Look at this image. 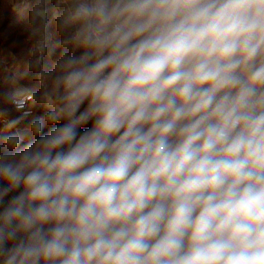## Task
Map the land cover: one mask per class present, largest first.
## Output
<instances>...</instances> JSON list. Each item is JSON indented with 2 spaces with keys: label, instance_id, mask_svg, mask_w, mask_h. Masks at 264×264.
I'll use <instances>...</instances> for the list:
<instances>
[{
  "label": "clouds",
  "instance_id": "9594fccd",
  "mask_svg": "<svg viewBox=\"0 0 264 264\" xmlns=\"http://www.w3.org/2000/svg\"><path fill=\"white\" fill-rule=\"evenodd\" d=\"M35 15L0 264H264V0H68L57 44Z\"/></svg>",
  "mask_w": 264,
  "mask_h": 264
},
{
  "label": "trees",
  "instance_id": "16d2710c",
  "mask_svg": "<svg viewBox=\"0 0 264 264\" xmlns=\"http://www.w3.org/2000/svg\"><path fill=\"white\" fill-rule=\"evenodd\" d=\"M53 5L54 3L52 4L50 2L46 7L48 10L49 17H50L51 8L54 7ZM37 7L38 6L32 0L29 8L25 9L24 10L25 12L21 16L15 15L13 16V18L7 19L11 24L9 26V30L13 31L17 29L19 32H21L24 27H27L29 31L25 32L24 34H20L19 36H17L16 38H13L10 41H4L3 38H0V44L8 45L9 43H11L13 45V48L11 49L12 53L14 54L16 53L18 54V56L20 55V53H23L19 56L20 59L18 58V61L20 63V74L17 79L19 80V82L25 83L29 86H36V87H38V85L35 84L36 83V68L32 66L35 62V59L31 55H29L28 52H20V51L21 49H25V48L27 49V47H29L30 44L32 43L31 41L27 42V39L34 36V32H33L34 27H36L38 24H43V21L38 16L35 15ZM5 14L8 15L7 12ZM57 24L58 23L56 22V20H54V27L55 26L57 27ZM58 25H59V28H57L58 30H56L54 34L55 35L54 41H53L54 44H57L59 41L63 39L61 38L62 36L60 32L61 31L60 23ZM59 54H60V49L57 48L55 51V54L53 55V59L55 60L59 56ZM5 71L6 70L4 67L5 79L0 80V93L8 91L11 88V81H12L11 75L7 74ZM39 112H40V106L39 104H37L33 109V114L37 115L39 114ZM25 123H27V121H25ZM46 131L47 130H45V132Z\"/></svg>",
  "mask_w": 264,
  "mask_h": 264
},
{
  "label": "rangeland",
  "instance_id": "374dc122",
  "mask_svg": "<svg viewBox=\"0 0 264 264\" xmlns=\"http://www.w3.org/2000/svg\"><path fill=\"white\" fill-rule=\"evenodd\" d=\"M15 2L18 0H0V38H3L4 41H10L13 38H16L17 36H19L20 34H24L25 32L29 31V29L27 27H24L23 30L21 32H19L17 29L16 30H9V26L11 25L10 22L7 20L8 18H13V16L18 15L21 16L25 11V9H20V7L16 8L15 10L12 9V5L11 2ZM8 13V15H6L5 13ZM54 20H56V22L59 24L60 23V19L58 17H55ZM57 24V27L53 26V34H55L56 30H58L57 28H59V25ZM18 26V25H17ZM43 27V24H38L36 27H34V36L30 37L29 39H27V42H32L30 44L29 47H27V49H21L20 52H28L29 55H31L35 60V55L34 50H35V45L37 43V38H38V31L40 28ZM61 32V38H63V33ZM55 37V35H54ZM54 37L52 40V44L54 41ZM22 42V40H21ZM13 45L11 43H9L8 45H4V44H0V80L5 79L4 76V67H5V62H8L10 59H12V57L14 56V59H16L18 61V58L20 55L18 56V54H14L12 53V49ZM24 50V51H23ZM20 59V58H19ZM26 59V58H24ZM19 62V61H18ZM4 66H3V65ZM37 71V70H36ZM6 72V71H5ZM31 118V117H29ZM47 130V129H45Z\"/></svg>",
  "mask_w": 264,
  "mask_h": 264
},
{
  "label": "crops",
  "instance_id": "0c3cea01",
  "mask_svg": "<svg viewBox=\"0 0 264 264\" xmlns=\"http://www.w3.org/2000/svg\"><path fill=\"white\" fill-rule=\"evenodd\" d=\"M33 1L38 6L37 9H39L41 7H45L46 8L47 5L50 2L52 4L53 3L55 4L56 0H33ZM31 2H32V0H30V3H29L28 6L20 7V9L29 8V6L31 5ZM67 3H68V0H66L65 3H60L58 5V9L55 8L56 5H53L54 7L51 8L50 16L52 18L58 17L56 14L61 12L66 7ZM11 5H12V9L15 10L16 9V8H14L15 2L12 1ZM5 70H6L7 74L11 75L12 80H13V78H16V79L18 78V76L20 74V63L16 59H14V56L8 62H5ZM22 84H25V83H22ZM35 84L39 86V83H38V80H37V73H36V83Z\"/></svg>",
  "mask_w": 264,
  "mask_h": 264
},
{
  "label": "built area",
  "instance_id": "2783aa9c",
  "mask_svg": "<svg viewBox=\"0 0 264 264\" xmlns=\"http://www.w3.org/2000/svg\"><path fill=\"white\" fill-rule=\"evenodd\" d=\"M66 2V0H56L55 1V4L54 5H56L55 6V8L56 9H58V5L60 4V3H65ZM29 3H30V0H18L16 3H15V5H14V8H18V7H25V6H28L29 5ZM48 25H47V36L50 38V41L52 42V40H53V37H54V34H53V26H54V18H52L51 16L49 17L48 16ZM44 28H45V24H44V22H43V27L42 28H40L39 29V31H38V38H37V40L41 37V35L44 33ZM34 55H35V58H37V53H36V45H35V50H34V53H33ZM46 59H47V57H46ZM51 59L52 60H54L53 59V56L51 57ZM36 73L38 72V68H36Z\"/></svg>",
  "mask_w": 264,
  "mask_h": 264
}]
</instances>
